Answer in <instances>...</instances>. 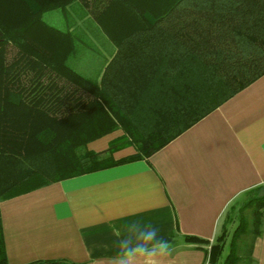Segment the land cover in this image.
Returning <instances> with one entry per match:
<instances>
[{"label": "trees", "instance_id": "16d2710c", "mask_svg": "<svg viewBox=\"0 0 264 264\" xmlns=\"http://www.w3.org/2000/svg\"><path fill=\"white\" fill-rule=\"evenodd\" d=\"M74 3L116 48L100 82L73 66L82 42L69 24L44 21L49 12L66 16ZM262 76L264 0H0V203L149 159ZM120 129L125 134L107 150L87 149ZM128 147L135 152L114 158ZM260 190L228 211L216 242L187 241L210 245V263L255 264ZM0 264H10L1 212Z\"/></svg>", "mask_w": 264, "mask_h": 264}, {"label": "crops", "instance_id": "0c3cea01", "mask_svg": "<svg viewBox=\"0 0 264 264\" xmlns=\"http://www.w3.org/2000/svg\"><path fill=\"white\" fill-rule=\"evenodd\" d=\"M47 14V24L66 30L67 19L62 12L58 21L46 18ZM103 36L107 43L101 39L91 54L97 60L102 57V65L96 62L87 68L75 67L97 82L116 54L114 44ZM131 121L138 125L139 118ZM145 125L141 124L139 134L149 131ZM124 134L120 129L89 143L87 149L105 151ZM134 152V147H128L114 157L120 159ZM261 186L264 76L149 159L66 179L2 201L8 261L110 264L118 240L113 226L121 229L128 221L141 220L158 226L160 235L172 243L174 250L163 264H213L207 252L210 245L188 242L187 238L216 242L228 211L246 192ZM237 223L228 224L231 234ZM252 258L255 264H264V223Z\"/></svg>", "mask_w": 264, "mask_h": 264}, {"label": "clouds", "instance_id": "9594fccd", "mask_svg": "<svg viewBox=\"0 0 264 264\" xmlns=\"http://www.w3.org/2000/svg\"><path fill=\"white\" fill-rule=\"evenodd\" d=\"M121 229L113 226L118 240L110 264H163L174 250L172 243L160 235L159 227L151 222L131 220Z\"/></svg>", "mask_w": 264, "mask_h": 264}, {"label": "rangeland", "instance_id": "374dc122", "mask_svg": "<svg viewBox=\"0 0 264 264\" xmlns=\"http://www.w3.org/2000/svg\"><path fill=\"white\" fill-rule=\"evenodd\" d=\"M59 13L60 11L48 13L46 18L51 16V18L55 19V21H58L61 18V15H59ZM66 17L67 23L79 36L82 42L79 56L72 61L73 66L77 67L79 64L83 68H87L88 64L94 63L95 65L96 62L98 63V66L99 64L102 65L103 58L99 57V59L97 60L96 58L94 59L91 54H93V49L96 48L97 44H99L100 41L103 40L105 43L106 40L102 38V36L104 35L102 32L103 30L89 15H87L85 10L78 3H74L73 5L68 7ZM256 194L264 195V190H260Z\"/></svg>", "mask_w": 264, "mask_h": 264}]
</instances>
